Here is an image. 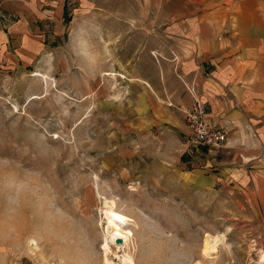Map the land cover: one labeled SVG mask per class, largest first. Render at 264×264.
<instances>
[{"label": "rangeland", "instance_id": "1", "mask_svg": "<svg viewBox=\"0 0 264 264\" xmlns=\"http://www.w3.org/2000/svg\"><path fill=\"white\" fill-rule=\"evenodd\" d=\"M73 6L57 35L34 25L42 35L27 62L0 58V264H104L108 215L129 233L135 264H259L263 204L244 179L264 164L229 162L239 171L224 176L209 152L224 146H194L185 117L171 137L158 125L151 137L132 80L114 72L108 5L106 74L92 40L103 20ZM20 44L8 41V54ZM206 240L216 250L204 252Z\"/></svg>", "mask_w": 264, "mask_h": 264}, {"label": "crops", "instance_id": "2", "mask_svg": "<svg viewBox=\"0 0 264 264\" xmlns=\"http://www.w3.org/2000/svg\"><path fill=\"white\" fill-rule=\"evenodd\" d=\"M0 0V58L27 62L47 21L63 30L66 4L75 17L94 11L103 20L96 33L99 73H105L104 16L112 13L113 57L118 74H128L145 132L155 126L172 136L183 112L200 99L210 125L227 131V142L209 151L222 174L239 171L229 162L264 164V0ZM73 35L74 17L68 20ZM68 29V30H69ZM20 41L15 55L6 43ZM24 42L29 48L22 52ZM140 120V121H141ZM147 134V133H146ZM237 154L234 161L229 155ZM242 175V174H241ZM264 210V172L249 179Z\"/></svg>", "mask_w": 264, "mask_h": 264}, {"label": "built area", "instance_id": "3", "mask_svg": "<svg viewBox=\"0 0 264 264\" xmlns=\"http://www.w3.org/2000/svg\"><path fill=\"white\" fill-rule=\"evenodd\" d=\"M184 117L192 131L194 146L219 149L227 142V131L207 122L205 105L200 100L193 98L191 105L184 112Z\"/></svg>", "mask_w": 264, "mask_h": 264}, {"label": "bare ground", "instance_id": "4", "mask_svg": "<svg viewBox=\"0 0 264 264\" xmlns=\"http://www.w3.org/2000/svg\"><path fill=\"white\" fill-rule=\"evenodd\" d=\"M106 74V73H105ZM111 75V74H110ZM113 75V74H112ZM111 205H106L107 208L113 207V202H110ZM112 211V210H111ZM106 226H107V233H106V242L104 244V264H135L132 252L128 251V245L130 243L129 233L120 226L116 220H114L110 215L106 217ZM216 238V237H215ZM119 239L120 242L117 243L116 240ZM217 239V238H216ZM214 241V239H211ZM220 240V239H219ZM210 240H206L204 245V252H209L215 249V244L209 242ZM218 241V239L216 240ZM217 244V242H216ZM112 245L116 251H113L111 246ZM216 250V249H215ZM120 252V254H118ZM112 255L114 258L117 259V262H113L109 256ZM259 264H264V253H259V259L257 261Z\"/></svg>", "mask_w": 264, "mask_h": 264}, {"label": "water", "instance_id": "5", "mask_svg": "<svg viewBox=\"0 0 264 264\" xmlns=\"http://www.w3.org/2000/svg\"><path fill=\"white\" fill-rule=\"evenodd\" d=\"M116 242H117V243H119V242H120V240H119V239H117V240H116Z\"/></svg>", "mask_w": 264, "mask_h": 264}]
</instances>
